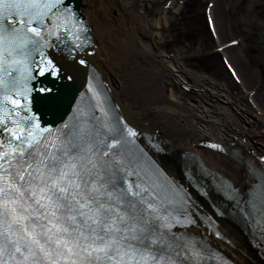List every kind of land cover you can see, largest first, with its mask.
Segmentation results:
<instances>
[{
  "label": "snow or ice",
  "instance_id": "snow-or-ice-1",
  "mask_svg": "<svg viewBox=\"0 0 264 264\" xmlns=\"http://www.w3.org/2000/svg\"><path fill=\"white\" fill-rule=\"evenodd\" d=\"M87 32L72 0H0V264H201L203 242L173 231L197 222L190 194L118 106L91 81L71 100L35 86L61 76L54 53L76 59ZM249 171L257 182L246 195L213 186L264 236V171ZM185 175L196 179L189 165Z\"/></svg>",
  "mask_w": 264,
  "mask_h": 264
},
{
  "label": "bare ground",
  "instance_id": "bare-ground-1",
  "mask_svg": "<svg viewBox=\"0 0 264 264\" xmlns=\"http://www.w3.org/2000/svg\"><path fill=\"white\" fill-rule=\"evenodd\" d=\"M166 3L167 0L163 5ZM136 4L135 0H80L79 13L87 21L94 45L90 61L101 73L119 113L130 119L137 132L155 136L164 149L156 155L157 159L177 183L187 188L196 214L211 215L221 235H212L201 218H197L198 226L192 232L206 237L234 264H264V251L256 245L251 228L230 214L232 207L213 186V181H219L225 190L230 187L244 195L257 182L249 169L254 166L264 171V162L260 160L264 157V110L240 104L228 90L229 83L216 86L194 78L174 65L169 55L155 56L165 67L164 75L157 77L158 82L155 77L146 80L142 70L132 69L128 38L135 29L134 19L143 23L145 16L137 11ZM208 24L204 23L205 30L212 35ZM136 38L143 46V37ZM134 52L147 56L139 47ZM231 73L226 70V75L236 82V72ZM168 82L191 89L194 92L191 104L179 102L172 90L166 96L164 89ZM173 116L176 119H171ZM186 165L196 173V184L184 176ZM199 169L204 170L203 174ZM197 184L207 195L195 189ZM215 208L223 215L219 217Z\"/></svg>",
  "mask_w": 264,
  "mask_h": 264
},
{
  "label": "rangeland",
  "instance_id": "rangeland-1",
  "mask_svg": "<svg viewBox=\"0 0 264 264\" xmlns=\"http://www.w3.org/2000/svg\"><path fill=\"white\" fill-rule=\"evenodd\" d=\"M135 1L137 11L145 16L143 23L134 19L135 29L128 38L132 69L142 70L146 80L157 81L165 67L155 56L169 55L174 65L194 78L216 86L229 83L228 90L240 104L264 110V0H167L165 5L166 0ZM204 19L212 35L205 30ZM139 36L143 46L138 44ZM134 44L147 56L134 54ZM224 64L236 72V82L226 75ZM165 85L166 96L172 90L179 102L193 101L191 89Z\"/></svg>",
  "mask_w": 264,
  "mask_h": 264
},
{
  "label": "water",
  "instance_id": "water-1",
  "mask_svg": "<svg viewBox=\"0 0 264 264\" xmlns=\"http://www.w3.org/2000/svg\"><path fill=\"white\" fill-rule=\"evenodd\" d=\"M73 5L76 7L77 11L79 12L80 8V0H72ZM81 14V13H80ZM84 18V17H83ZM85 21V19H84ZM86 22V21H85ZM87 25V23H86ZM87 37L88 43L85 44L83 51H80L76 59H72V63L69 68H61L65 70L69 76H73V78H78L81 81L85 79V75L87 70L90 66H94L93 63L90 61V55L93 54L94 48L91 41V36L89 32L84 34ZM84 59L87 61L86 64H80L79 60Z\"/></svg>",
  "mask_w": 264,
  "mask_h": 264
}]
</instances>
